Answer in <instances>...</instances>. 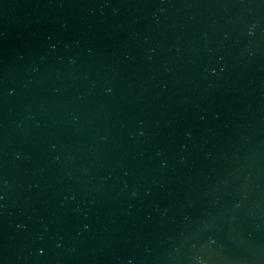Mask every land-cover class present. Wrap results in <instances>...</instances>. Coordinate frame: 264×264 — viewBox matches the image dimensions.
<instances>
[{
  "label": "water",
  "instance_id": "water-1",
  "mask_svg": "<svg viewBox=\"0 0 264 264\" xmlns=\"http://www.w3.org/2000/svg\"><path fill=\"white\" fill-rule=\"evenodd\" d=\"M0 264H264V0H0Z\"/></svg>",
  "mask_w": 264,
  "mask_h": 264
}]
</instances>
